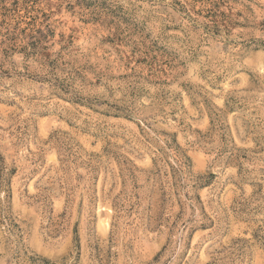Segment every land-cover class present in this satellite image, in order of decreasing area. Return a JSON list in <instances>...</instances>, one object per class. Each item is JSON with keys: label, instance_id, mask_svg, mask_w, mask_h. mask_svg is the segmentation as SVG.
Wrapping results in <instances>:
<instances>
[{"label": "rangeland", "instance_id": "1", "mask_svg": "<svg viewBox=\"0 0 264 264\" xmlns=\"http://www.w3.org/2000/svg\"><path fill=\"white\" fill-rule=\"evenodd\" d=\"M0 264H264V0H0Z\"/></svg>", "mask_w": 264, "mask_h": 264}]
</instances>
